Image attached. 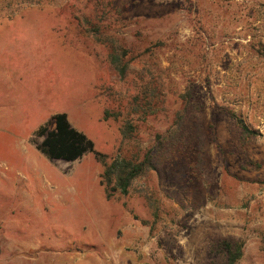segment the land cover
Listing matches in <instances>:
<instances>
[{
    "label": "rangeland",
    "instance_id": "1",
    "mask_svg": "<svg viewBox=\"0 0 264 264\" xmlns=\"http://www.w3.org/2000/svg\"><path fill=\"white\" fill-rule=\"evenodd\" d=\"M96 1L0 0V264H222L211 244L224 238L244 240L239 264H264V0H101L105 13ZM98 11L100 26L108 17L135 48L125 78L82 26ZM147 68L165 104L138 121ZM191 83L205 109L191 115L188 145L128 194L107 198L96 153L68 162L37 149V129L60 112L110 160L145 149ZM216 105L262 135L243 143ZM107 109L130 112V140Z\"/></svg>",
    "mask_w": 264,
    "mask_h": 264
},
{
    "label": "trees",
    "instance_id": "2",
    "mask_svg": "<svg viewBox=\"0 0 264 264\" xmlns=\"http://www.w3.org/2000/svg\"><path fill=\"white\" fill-rule=\"evenodd\" d=\"M99 1L102 2L97 0V6L103 7L102 10L110 5L109 3L105 6L99 5ZM40 2L41 0H37V3ZM111 8L113 6L109 8V12ZM189 10L192 13L193 9L190 8ZM108 19V17L105 18L106 23L101 27L97 22L100 20L98 11L95 16H82L80 21L88 34L109 48L108 60L110 64L121 78H125L132 71L135 48L129 44L128 40L113 31L117 29V26ZM261 54L264 56V49ZM144 68L146 67L144 66ZM162 70L164 69L162 68ZM138 80L141 84L132 104L133 113L139 115L138 121H146L148 116L157 114L163 109L165 102L162 98V89L164 86L162 83L158 84L155 74L148 68L143 71ZM195 91L196 83L187 85L185 91L180 94L182 104L176 111L170 127L165 132H157L155 140L150 146L139 149L132 154L129 150L124 152L121 150L116 157L110 160L107 154L96 150V144L92 138L71 124L66 112H60L53 116L51 121L53 127L50 126L49 122L40 125L36 134L43 140L36 143L37 149L50 159L68 162L80 160L89 153H96L103 166L100 181L105 188L107 198L112 199L118 193L128 194L137 179L160 170L174 147L182 144L180 148L182 150L188 145L190 134L194 131L191 126V115L195 111L202 112L205 109L204 103L196 98ZM216 106L220 113L233 119L238 128L239 139L243 143H249L262 135L259 130L250 127L244 117L234 109L223 105ZM128 115L123 117L121 110L111 111L107 109L104 116L105 119L114 117L116 120L122 117L121 133L124 141L130 140L138 127L129 111ZM210 129L211 138L215 141V123L210 124ZM145 195L153 207L154 217L158 219L161 209L158 198L153 193H146ZM144 222L147 223L145 220ZM244 247L245 242L242 239L224 238L214 241L211 244V251L223 255L222 264H239L244 257Z\"/></svg>",
    "mask_w": 264,
    "mask_h": 264
}]
</instances>
